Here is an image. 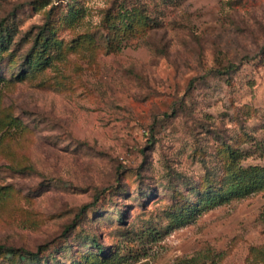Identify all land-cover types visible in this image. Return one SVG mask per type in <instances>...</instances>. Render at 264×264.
<instances>
[{"label": "rangeland", "instance_id": "rangeland-1", "mask_svg": "<svg viewBox=\"0 0 264 264\" xmlns=\"http://www.w3.org/2000/svg\"><path fill=\"white\" fill-rule=\"evenodd\" d=\"M2 21L0 115L23 128L0 129V244L41 264H264V190L177 217L264 169V0H0ZM47 21L61 49L19 73Z\"/></svg>", "mask_w": 264, "mask_h": 264}, {"label": "trees", "instance_id": "trees-1", "mask_svg": "<svg viewBox=\"0 0 264 264\" xmlns=\"http://www.w3.org/2000/svg\"><path fill=\"white\" fill-rule=\"evenodd\" d=\"M51 22L47 21L45 24L40 28L39 32L36 34V36L33 39V45L29 50L28 55L25 56V59L21 61L18 71L19 73H37L41 72V70L45 69L46 65H48L53 59L56 57V53L61 49L62 42L58 40L57 38V32L55 29L51 26ZM2 25L0 27V48L4 47V44H6L5 41L8 40L9 34L6 29H9L11 31L15 27L8 25L2 21L0 23ZM5 25V27H4ZM6 31V34L4 33ZM12 32V31H11ZM12 40V37L10 36V41ZM54 50V51H53ZM1 52V50H0ZM1 56V54H0ZM237 65L230 64L228 66V70L236 69ZM21 75V74H20ZM20 76H18L17 79H19ZM23 80V78H22ZM0 79V102H1V94L3 92V84ZM11 127L15 130L22 129L23 124L21 123L20 119L15 117L13 114H7V115H0V129L4 127ZM233 158H236V156H233ZM264 190V169L258 168V167H252L245 171H243L241 174H237L235 176H232L228 183H226L225 187L223 189H219L215 191L212 194H208L205 196V198L201 199L199 207H193L188 208V210H184L180 213L178 217V220H185L187 219L188 213L194 215V213L201 211V209L205 207H215L218 206L225 201H228L231 198H241L245 195ZM94 204L86 205L82 208L80 214L77 215L76 220H78L81 215H83L90 207H92ZM199 205V204H198ZM177 215V214H175ZM70 230V228H69ZM92 243V241L88 242ZM93 246H99V252L100 254L105 253V248L100 246L96 241H93ZM18 258H15V257ZM96 256V255H95ZM94 255H87L84 257V260L88 263H95L90 262ZM7 258L8 264L11 262L13 264H41V257H42V251L39 249L37 252L27 251L24 249H15L13 247L7 246L5 244H0V258ZM15 260V261H13ZM110 261L109 258H106L102 261H100L103 264H107ZM46 264V262H45Z\"/></svg>", "mask_w": 264, "mask_h": 264}]
</instances>
